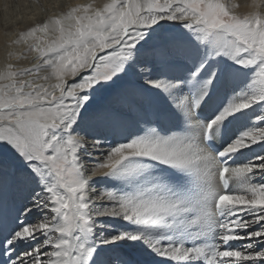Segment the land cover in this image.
I'll list each match as a JSON object with an SVG mask.
<instances>
[{
  "label": "snow or ice",
  "instance_id": "snow-or-ice-1",
  "mask_svg": "<svg viewBox=\"0 0 264 264\" xmlns=\"http://www.w3.org/2000/svg\"><path fill=\"white\" fill-rule=\"evenodd\" d=\"M60 7L0 71V264H264V0Z\"/></svg>",
  "mask_w": 264,
  "mask_h": 264
},
{
  "label": "rangeland",
  "instance_id": "rangeland-1",
  "mask_svg": "<svg viewBox=\"0 0 264 264\" xmlns=\"http://www.w3.org/2000/svg\"><path fill=\"white\" fill-rule=\"evenodd\" d=\"M10 1V0H8ZM99 0H2L0 9V71H2L7 62L6 53L8 51L18 52L20 49L6 47L11 44V41L16 38L17 33L26 29L36 20L44 17L47 14L51 15L53 11L61 12V7L66 11L69 8L88 3H97ZM107 2V0H105ZM9 6L7 10L5 6Z\"/></svg>",
  "mask_w": 264,
  "mask_h": 264
},
{
  "label": "bare ground",
  "instance_id": "bare-ground-1",
  "mask_svg": "<svg viewBox=\"0 0 264 264\" xmlns=\"http://www.w3.org/2000/svg\"><path fill=\"white\" fill-rule=\"evenodd\" d=\"M10 1H12V0H10ZM10 1L7 0V2H10ZM25 1H27V0H25ZM1 2H2V0H0V7H1ZM227 2L230 3L231 5L235 6L234 11L238 15H246L253 10L252 9L253 0H227ZM104 3H106L105 0H99L95 4L99 6V5H103ZM0 11H2V10L0 9ZM0 41L2 42L1 36H0Z\"/></svg>",
  "mask_w": 264,
  "mask_h": 264
}]
</instances>
